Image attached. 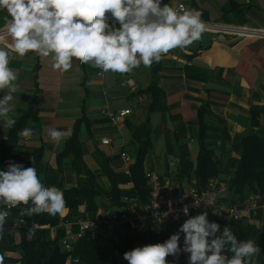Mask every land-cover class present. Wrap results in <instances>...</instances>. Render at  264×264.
<instances>
[{
  "label": "crops",
  "instance_id": "obj_1",
  "mask_svg": "<svg viewBox=\"0 0 264 264\" xmlns=\"http://www.w3.org/2000/svg\"><path fill=\"white\" fill-rule=\"evenodd\" d=\"M165 4L174 9L183 4L186 10L199 12L205 31L201 39L170 50L150 68L141 64L129 73L120 74L73 59L72 68L60 72L52 68L50 58L32 52L21 57L8 50L9 67L16 73L18 84L10 102L13 108L10 115L17 121L32 106L34 97H38V121L30 119L20 130L18 151L24 154L25 161H34V153L41 150L40 178L56 182L62 177L66 188H84L90 202L80 205L75 212L64 208L57 214L62 220L51 229V236H60L61 242L74 241L80 222L117 215L133 198L146 202L132 195L131 179L139 147L146 140L149 141L144 161L147 188L148 177L153 174L183 188L194 181L198 183L196 164L202 149L214 153L220 168L218 176L207 186L229 184L246 135L253 130L264 138V39L229 35L224 30L240 27L264 30V0H161V6ZM6 15L7 11L0 9V28L5 25ZM113 24L116 28L120 26ZM7 41L10 43L11 38L7 37ZM0 47L4 45L0 43ZM128 79L137 83L136 91L130 89ZM154 82L157 91L147 93ZM4 92H0V99ZM124 109H130L131 114L118 123L107 116ZM82 117L85 122L81 127V152L90 174L77 175L71 164L72 156L64 159L62 172L58 173L57 157L70 137L56 143L48 131L73 130ZM254 122L258 126L254 127ZM26 127L33 129L29 139L20 134ZM10 130L0 125V143L8 138ZM104 139H110L111 143L103 145ZM122 154L131 158L129 166ZM248 195L247 200L237 203L229 192L223 203L236 204L242 210V218L219 223L222 231L230 227L237 240H253L262 251L264 208L254 214L245 210V203L255 200L264 205V198ZM211 216L208 214V220L214 219ZM139 226L146 230L145 240L149 236L147 229L158 231L160 227L153 228L149 223L119 225L116 234L109 236L99 223L93 231L99 233L102 245L113 251L116 245L121 249L126 236L135 235ZM16 227L17 221L5 219L3 230ZM261 251L253 257L255 264H263ZM15 253L7 251L5 256L19 259ZM166 259L173 264H188L185 255Z\"/></svg>",
  "mask_w": 264,
  "mask_h": 264
},
{
  "label": "clouds",
  "instance_id": "obj_2",
  "mask_svg": "<svg viewBox=\"0 0 264 264\" xmlns=\"http://www.w3.org/2000/svg\"><path fill=\"white\" fill-rule=\"evenodd\" d=\"M0 9L7 11L0 28L4 45L0 47V92L7 89L0 99V125L8 129L17 122L10 115V102L18 89L8 50L21 57L32 52L50 58L52 68L60 72L69 71L76 59L104 72L124 74L141 64L150 68L170 50L201 39L205 31L199 12L161 6V0H0ZM107 13L119 23L118 28L108 23ZM20 134L29 139L33 129L26 127ZM71 134L70 128L48 131L56 143ZM30 201L32 206L21 208V216L57 215L66 205L63 191L45 187L35 167L10 163L7 171H0V202L11 208ZM188 211L185 206L183 213ZM207 217L203 212L188 218L165 242L136 247L123 258L128 264H173L166 257L184 252L190 254L188 264H255L253 257L261 251L255 241H239L230 227L221 232V226ZM5 219L6 213L0 212V233Z\"/></svg>",
  "mask_w": 264,
  "mask_h": 264
},
{
  "label": "trees",
  "instance_id": "obj_3",
  "mask_svg": "<svg viewBox=\"0 0 264 264\" xmlns=\"http://www.w3.org/2000/svg\"><path fill=\"white\" fill-rule=\"evenodd\" d=\"M112 26H115L112 22ZM154 71V79L157 78V70ZM157 91V84L154 82L152 87L147 90V93H155ZM32 106L22 112L14 127L11 128L9 136L0 143V171H7L10 163L22 164L25 168L35 167L38 173V167L41 163V150L34 153V161H25L23 153L18 151V136L20 130L28 123L30 119L38 121L37 114V100L34 97ZM85 122L82 117L75 123L70 138L66 141L62 150L59 152L58 173L62 172L63 161L66 157L72 156L71 164L77 175L83 173L90 174L87 169L81 152V127ZM258 126V122H254V127ZM149 149V141L146 140L139 147L136 162L133 165L131 172V179L134 182L133 196H136L144 201H148L149 190L147 188V179L144 172V161ZM234 177L228 184V192L236 198L234 202L242 203L251 195H258L264 198V138L253 130L250 131L243 140L240 150L239 159ZM220 172L219 162L215 160L214 153L206 149H202L198 156L196 164V175L198 185L200 188H206L207 183L218 176ZM40 177V176H39ZM45 187L56 186L64 193L66 205L64 208L75 212L80 205L90 202L86 200L85 189L82 187L66 188L62 180L50 182L49 179H41ZM219 183L217 185H220ZM226 194V195H227ZM226 197V196H225ZM224 197V198H225ZM223 198V199H224ZM223 201V200H222ZM225 204V203H224ZM227 205V204H225ZM230 204L227 206H234ZM31 201L28 205H18L9 208L0 202V212L6 213V220L17 221L19 227L4 229L0 233V264H68V259L72 262L69 264H117L114 261V251L108 250L101 243V237L98 232L90 231L86 236L76 243L72 252L68 253L62 248L60 236L52 237L51 229L59 226L61 218L58 215H49L43 212L39 215L21 216V208L31 207ZM211 215L210 213H207ZM213 217V216H211ZM209 218V217H207ZM209 222H216L217 220L210 218ZM221 226V225H220ZM31 230V231H30ZM138 232L135 235H127L125 243L114 247L119 249L121 254L126 251H131L136 247H142L148 244L163 243L170 238L171 235L177 233L179 228L176 225L162 224L158 231H148V238L145 240V232L140 226L137 228ZM220 231L221 227H220ZM180 233V237H181ZM219 234V233H218ZM141 244V246H139ZM7 251L20 253V258H7L5 253ZM231 254V253H226ZM261 257L264 264V247L261 251ZM168 256L166 258H171ZM77 260V262H76Z\"/></svg>",
  "mask_w": 264,
  "mask_h": 264
},
{
  "label": "built area",
  "instance_id": "obj_4",
  "mask_svg": "<svg viewBox=\"0 0 264 264\" xmlns=\"http://www.w3.org/2000/svg\"><path fill=\"white\" fill-rule=\"evenodd\" d=\"M186 10V6L180 4L176 10ZM108 22L117 23L111 17V13H107ZM229 35L238 37H257L264 39V30H254L248 27H240L235 29H224ZM128 86L131 90H137V83L133 79H128ZM145 98V95H142ZM131 114L130 109H124L118 112H109L107 116L114 123L120 122L122 119ZM110 139L102 140L103 145H109ZM125 164H131V158L126 154H122ZM149 198L147 202L141 203L138 199H130L123 210L111 217H102L96 220H88L78 224V230L74 234V241L64 239L61 242L62 248L70 253L74 249V245L82 240L87 233L93 231L94 226L103 224L109 236H114L119 225H136L149 223L153 228H158L162 224L169 223L176 225L178 228L185 220L203 212L210 213L218 222L225 223L230 220H240L242 218V210L237 206H227L223 203V198L228 192V184L207 186L200 188L196 181L189 187H179L178 185L165 182L159 175L153 174L148 177ZM188 206V214L183 213V208ZM264 208V205L255 200H250L245 203V210L256 214L257 210ZM70 225V223H66ZM180 247L184 246V234L182 233ZM118 245H116L117 247ZM116 254L120 253L119 249H115ZM15 256H21L20 253H15ZM190 254L181 252L179 256ZM176 258V257H174ZM69 262L72 259L69 258ZM77 262V260H76Z\"/></svg>",
  "mask_w": 264,
  "mask_h": 264
},
{
  "label": "rangeland",
  "instance_id": "obj_5",
  "mask_svg": "<svg viewBox=\"0 0 264 264\" xmlns=\"http://www.w3.org/2000/svg\"><path fill=\"white\" fill-rule=\"evenodd\" d=\"M123 241V240H122ZM114 251V250H113ZM115 253V252H114ZM117 257L114 256V261L116 260L117 264H128V261L123 258L122 254H116Z\"/></svg>",
  "mask_w": 264,
  "mask_h": 264
}]
</instances>
